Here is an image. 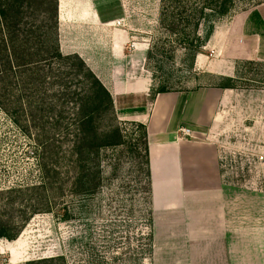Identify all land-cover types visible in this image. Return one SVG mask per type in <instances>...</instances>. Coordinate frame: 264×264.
I'll return each instance as SVG.
<instances>
[{
	"label": "rangeland",
	"instance_id": "rangeland-1",
	"mask_svg": "<svg viewBox=\"0 0 264 264\" xmlns=\"http://www.w3.org/2000/svg\"><path fill=\"white\" fill-rule=\"evenodd\" d=\"M82 1L33 0L32 7L43 24L55 20L62 54H77L101 80L113 77L117 88L125 78L142 75L149 77L151 88L138 106L126 97L114 99L121 143L101 150L100 186L89 198L71 191L79 170L75 157L56 167L54 145L46 153L38 145L41 131L29 121L38 107L23 105L18 125L11 113L20 106L11 105V113L0 107V217L22 222L14 239H0V264L39 259H46L40 264H60L47 260L58 256L63 264H264V61L238 58L234 76H214L195 66L196 56L211 57L206 45L192 61L160 24V0H85L98 20H78L74 10ZM258 5L264 6V0H236L215 28ZM71 82V88L77 87V79ZM203 86L234 91L212 131L226 232L217 231L214 215L203 224L202 215L195 214L201 203L195 202L184 233L185 218L153 205L147 193L143 123L158 89L175 94ZM63 116L70 119L69 104ZM107 122L104 118L102 126ZM71 145H62L63 153ZM43 184V192L29 190ZM9 188L14 191L5 192Z\"/></svg>",
	"mask_w": 264,
	"mask_h": 264
},
{
	"label": "trees",
	"instance_id": "trees-1",
	"mask_svg": "<svg viewBox=\"0 0 264 264\" xmlns=\"http://www.w3.org/2000/svg\"><path fill=\"white\" fill-rule=\"evenodd\" d=\"M32 1L0 0V107L11 113V105L20 106L11 113L16 125L20 123V113L24 114L21 110L23 105L29 109L38 107L34 115V111L29 113L32 126L41 131V134H36L38 145L45 153L48 145H54L56 167H59L60 161L75 157L79 170L71 191L77 196L89 198L100 186L101 150L121 143L122 134L114 115L113 100L77 54L61 53L55 20L50 24L38 20ZM235 1L160 0L159 22L168 34L174 35L180 47L194 61L212 36L215 25L230 14ZM74 61L78 62L75 64ZM69 75H72L70 80ZM74 79H77V87L71 88ZM165 92L160 88L156 94ZM67 104L70 105L71 116L66 121L63 113ZM54 111L57 116L50 114ZM104 118L108 119L106 126L101 124ZM21 125L27 129L26 124ZM143 138V164L149 194L145 127ZM68 141L72 145L63 153L61 147ZM59 153L61 156H58ZM44 186L32 185L29 190L42 188L43 192ZM16 190L19 191L18 188ZM12 191L10 188L5 190ZM65 217H68L67 214ZM21 228L22 222L0 217V239H14ZM43 260L46 259L27 264L46 262ZM47 260L64 263L62 256Z\"/></svg>",
	"mask_w": 264,
	"mask_h": 264
},
{
	"label": "crops",
	"instance_id": "crops-1",
	"mask_svg": "<svg viewBox=\"0 0 264 264\" xmlns=\"http://www.w3.org/2000/svg\"><path fill=\"white\" fill-rule=\"evenodd\" d=\"M76 7V19L87 20L90 17L98 20L85 0ZM262 41L264 6L258 5L253 12L238 14L223 26H217L205 46L210 49L211 57L205 60L203 54L200 58L196 56L195 66L214 76L232 77L234 62L238 58L264 61ZM96 77L109 91L113 101L126 97L132 106L142 104L151 88V80L145 75L132 80L124 77L125 82L120 88L113 83V77L104 79L106 82ZM233 92L231 88L203 86L175 94L157 93L149 105L143 124L148 150L150 199L153 205L158 204L160 209L170 211V216L180 213L185 218L181 226L184 233L188 232L190 219H193L190 212L195 202L201 203L202 208L195 214L202 215L203 224L205 220H213L214 215L219 223L217 231H225L226 212L222 205H218L224 191L221 163L212 131L222 116L221 106L230 102ZM182 127L189 128L191 135H182L179 131ZM186 239L184 235L182 240Z\"/></svg>",
	"mask_w": 264,
	"mask_h": 264
},
{
	"label": "built area",
	"instance_id": "built-area-1",
	"mask_svg": "<svg viewBox=\"0 0 264 264\" xmlns=\"http://www.w3.org/2000/svg\"><path fill=\"white\" fill-rule=\"evenodd\" d=\"M179 131L184 136H190L191 135V132H190L189 128L182 127V128L179 129Z\"/></svg>",
	"mask_w": 264,
	"mask_h": 264
}]
</instances>
